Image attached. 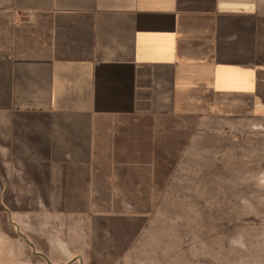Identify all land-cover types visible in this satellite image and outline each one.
<instances>
[{"label":"crops","instance_id":"obj_1","mask_svg":"<svg viewBox=\"0 0 264 264\" xmlns=\"http://www.w3.org/2000/svg\"><path fill=\"white\" fill-rule=\"evenodd\" d=\"M262 104L264 0H0V152L39 198H134L183 125Z\"/></svg>","mask_w":264,"mask_h":264},{"label":"rangeland","instance_id":"obj_2","mask_svg":"<svg viewBox=\"0 0 264 264\" xmlns=\"http://www.w3.org/2000/svg\"><path fill=\"white\" fill-rule=\"evenodd\" d=\"M189 125L134 198H39L0 152V264H264V104Z\"/></svg>","mask_w":264,"mask_h":264}]
</instances>
